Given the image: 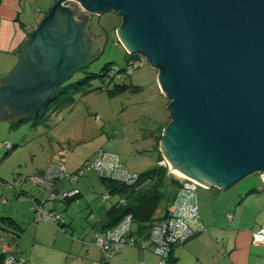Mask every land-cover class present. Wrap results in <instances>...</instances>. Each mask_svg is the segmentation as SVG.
<instances>
[{"label": "rangeland", "instance_id": "obj_1", "mask_svg": "<svg viewBox=\"0 0 264 264\" xmlns=\"http://www.w3.org/2000/svg\"><path fill=\"white\" fill-rule=\"evenodd\" d=\"M57 1L28 0L34 4L35 11L40 6L49 9ZM22 2L30 5L26 0ZM6 3L0 0L1 6ZM90 19V35L101 43L99 55L58 86L52 95L54 99L38 113L32 112L14 120H0V143L14 146L13 149L0 147V255L8 253V258L15 259L13 264H101L104 257L94 243V220L91 216L99 215V212L104 214L120 197L115 194L107 199L108 189L93 171L85 172L79 181H67L65 189L56 191L54 200L51 192L32 179L52 164L61 165L67 174H72L102 154L117 156L131 176L142 175L157 166L160 158L158 142L163 138L164 129L172 123L171 100L159 87L158 71L144 56L127 54L117 35L121 17L107 12L90 15ZM3 58L5 55L1 52L0 59ZM8 65V69L2 70L3 74L11 71L12 63ZM129 66L133 73L127 76L125 70ZM107 68L110 75H103ZM82 81L86 84H79ZM122 85L126 86L125 90L110 94ZM134 87H139V90L133 91ZM164 161L167 163L165 158ZM178 178L169 171L164 176L159 188L163 200L155 212L156 222L165 213L166 200L182 189L181 184L175 182ZM145 186L140 191L145 192ZM261 187L264 189L259 173H254L228 189L199 188L196 197H192V191H184L178 200L182 203L185 198L192 197L191 201L197 202L205 217L216 221L218 227L229 224L230 215L241 217L244 205L250 204L242 225L261 227L259 223L264 220V212L256 214V209L253 210L256 198L251 197L257 193L245 199L247 192L254 188L261 190ZM72 190L78 191L83 198L80 205L67 207L62 202L63 193ZM35 199L46 202V209H52L70 226L59 232L58 226L50 221L34 224ZM256 200L262 205L264 196ZM219 232L209 226L202 228L198 235L205 236L198 251L200 263L195 255L185 253L183 245L176 249L177 263L228 264L226 252L230 249L226 251L227 242ZM228 236L233 238L230 233ZM195 239L193 237L189 241ZM143 245L149 248L150 242L143 241ZM218 245L222 248L220 251ZM258 253L264 257V251ZM158 263L159 257L149 249L144 251L126 246L109 264Z\"/></svg>", "mask_w": 264, "mask_h": 264}, {"label": "water", "instance_id": "obj_2", "mask_svg": "<svg viewBox=\"0 0 264 264\" xmlns=\"http://www.w3.org/2000/svg\"><path fill=\"white\" fill-rule=\"evenodd\" d=\"M68 2L121 16L128 54L159 72L171 100L160 141L168 163L210 185L203 189L254 173L264 182V0H58L0 87V120L38 111L97 57L88 16Z\"/></svg>", "mask_w": 264, "mask_h": 264}, {"label": "built area", "instance_id": "obj_3", "mask_svg": "<svg viewBox=\"0 0 264 264\" xmlns=\"http://www.w3.org/2000/svg\"><path fill=\"white\" fill-rule=\"evenodd\" d=\"M127 76L132 75L133 69L129 66L125 71ZM0 147L11 149L10 144L0 143ZM169 167V174L172 173L170 165L166 161L161 162V165ZM95 172L100 178L110 179L125 186L135 185L138 181V175L131 176L122 166L120 159L112 155L111 157H98L95 161L87 162L84 168L78 169L72 174H67L65 168L58 164H52L44 175L35 176L34 180L38 185L42 186L52 194V200L55 199L56 185L55 181L60 180L76 182L84 177L85 172ZM173 174V173H172ZM263 179V174H261ZM182 189L177 193L172 205L173 212L168 213L167 217L158 222L150 233V246L155 254L160 257L159 264H168V251L178 245L185 244L188 240L194 237L195 230L191 225V221L199 218V205L191 201L192 197H196L197 189L201 188L198 183L190 179L178 178ZM192 191V197L185 198L182 203L179 202L178 196L184 191ZM79 195V192L72 190L63 193V201L74 199ZM107 199H111V195L107 194ZM121 205L126 204V199L122 198L119 202ZM94 219V215L91 216ZM231 220L233 217L230 215ZM42 221H50L58 226L59 232H64L65 222L59 214L48 211L42 204H35L34 224H39ZM133 218L131 215L126 216L117 226L108 227L106 230H95L94 237L96 245L102 250L106 260H110L116 253H119L126 246H135L146 251L148 248L138 241L137 237L131 236L133 232ZM253 242L256 244H264V226L259 231L253 234ZM15 259L9 257L5 260V264H13Z\"/></svg>", "mask_w": 264, "mask_h": 264}, {"label": "crops", "instance_id": "obj_4", "mask_svg": "<svg viewBox=\"0 0 264 264\" xmlns=\"http://www.w3.org/2000/svg\"><path fill=\"white\" fill-rule=\"evenodd\" d=\"M3 1H7V3L2 6L0 4V38H1L0 49L2 48L0 50V53L2 52L5 55V58L0 59V87L2 86L4 79L10 76L17 69L21 51L24 49V46L26 45L28 40L31 38L32 34L39 28L44 18L50 13L51 7H53L51 5L49 9H45L46 7L40 6L39 10L35 11L34 4L29 3L28 0H26V4H30L29 6H26L25 4H23L22 2L23 0H3ZM70 4L77 5L80 11L84 12V14L88 16V25L86 27V31L88 32L90 40H92L93 42H98L100 44V47H99V53H100L101 43L100 41L94 40L91 37L90 30H89L90 20H91L90 15H94V14L87 12L82 7V5L78 2H68L66 3V6H68L69 8H72ZM122 24H123V19L121 17V25L118 27L116 31L119 38H120L119 29L121 28ZM94 59L90 60L87 65H89ZM11 63H12V68L10 69L11 71L3 74L2 70L5 67H7L8 69V66H9L8 64H11ZM77 71H80V70H77ZM158 79H159V72H158ZM158 84H159V80H158ZM159 87H160V84H159ZM26 114H29V113L22 114L18 117L24 116ZM18 117H15V119ZM12 119L14 120V118ZM259 176H260L262 184H264L263 179L261 177V173H259ZM66 182L67 181H63L62 183H60L56 191L65 189ZM254 189H258V188H254ZM260 189L262 190L260 193L254 194L251 197L259 199L260 197L264 196L263 187H261ZM81 198H83L82 194H80L75 200L64 202V204L67 207H72V205H75V204L80 205ZM247 198L248 197H245V199ZM256 199L253 200L255 201L254 205H256L253 208V210L255 211L256 209L257 211L256 214L259 215L260 213L264 212V207H263L264 202L261 205L258 202L259 200H256ZM35 202L42 204L46 208V204H45L46 202H42L40 199H35ZM194 203H197V202H194ZM109 208H107V210L102 215H100L101 212H99V215H96L97 213L94 215V219H92L94 220L93 221L94 223L92 224V234L94 233L96 229L99 228V226H101L102 224L106 222H109L107 220V215H106ZM249 208H250V204H247L246 206L244 205L243 214L241 215V217H236V218L233 217V219L231 220L228 218L230 222L229 224H227L224 227H218L216 221H210L205 217V214L203 213L204 211H202L199 206L198 220L191 221L192 227L198 232V234L194 237V239L199 235L202 228H205L206 226L212 227V229L216 230V232L221 231L219 233L223 235V239L226 240L227 242L226 251L230 249V251L226 252L228 261H229L228 264H264V261H262L264 257L260 253H258V251H264V246H261L260 244H256L253 242V234L256 233L262 226H264V220H262L261 223H259V224H262L261 227H257L256 225L252 227L243 226L242 223L244 221V216ZM100 209L101 208H99L98 211ZM49 211H53V210L51 209ZM256 219L258 220L259 218L256 217ZM232 220L234 222H232ZM226 223L228 222L226 221ZM66 225L70 226V223L67 222ZM229 233L233 235L232 239H230V237L228 236ZM226 236H228L229 238H227ZM204 237L205 236L200 235L195 240L189 241L183 244V247L185 248V253H188L191 256L195 255V258H197V261L199 263H200L201 257L198 251L201 248V245L203 244ZM215 238L217 239L218 237L216 236ZM94 243H95V240H94ZM178 247H182V245L176 246L174 248L173 252H174L175 257L178 256V253L176 251ZM220 249L222 248L220 245H218V250L220 251ZM87 253L90 254L89 250ZM5 254L8 255V253H5ZM103 263H104V259L101 260V264Z\"/></svg>", "mask_w": 264, "mask_h": 264}, {"label": "trees", "instance_id": "obj_5", "mask_svg": "<svg viewBox=\"0 0 264 264\" xmlns=\"http://www.w3.org/2000/svg\"><path fill=\"white\" fill-rule=\"evenodd\" d=\"M134 55L135 54L130 55V56L133 57ZM109 71L110 70L108 68L105 69L104 72H103V75H105L106 73L110 75ZM115 74H116V72L114 73V75ZM88 78L89 77H87V79ZM81 83L86 84V81H82L79 84H81ZM125 89H126L125 85L117 86V88L114 89L112 92H110V94L113 95V94H116V92H121V91H123ZM132 90L133 91H138L139 87H134V88H132ZM53 99L54 98L52 97L42 107V109H44V107H46V105H48V103L51 100H53ZM38 111H36V112L38 113ZM23 120L24 119H22L21 121H23ZM160 141L158 142L159 146L157 145V149H158V152H159V155H160V158H159L157 166L155 168L149 170L148 172L142 174V175H138V181H137V183L135 185L125 186L124 184H121L119 182H116V181H113V180H110V179H106V178H101L103 183L106 185V187L108 189V193L111 196L116 194V195H118L120 197V199H122V198L126 199V204L125 205H121L119 203L120 202V199H119L116 203L111 205V207L108 209L106 215H107V220L109 222H111L110 227L117 226L126 216L131 215L132 218H133V223H134L133 224V232H132L131 236L137 237L138 241H140L142 243H143V241H150V233H151L152 229L154 228V226L158 222H160L162 219L167 217L168 213L173 212V210H174V207H173L172 203H173L174 199L176 198V196H173V197H171V198L166 200L165 213L162 215V217L160 218L159 221H157V222L155 221L156 209H157L158 205L161 203V201L163 200V197L161 195V192H160L159 188L161 187V185H162V183L164 181V176L167 175L168 171H169L168 170L169 168L167 166L161 165V162L164 161V158H163V155H162V153L160 151ZM13 148H14V146L11 147V149H13ZM46 171L47 170L42 171L37 176L44 175ZM55 182H56L55 185H56V189H57L58 186L60 185V183H62V182L59 179L56 180ZM175 182H176L177 185H180L179 180L178 181L175 180ZM144 185H146L145 186L146 187V189H145L146 191L145 192L140 191V189L143 188ZM149 188H151V191H152L151 194L149 193V190H148ZM261 191L262 190H259V189H252V190H250L247 193L246 196H248L250 194H254V193H260ZM79 195H80V193H79ZM76 198L70 199V200L69 199L68 200H64L63 202L75 200ZM36 203H38V202H36ZM61 226L63 228H66L67 225H66V223H64ZM106 229L107 228H104V226L102 224L96 230H106ZM197 234H198V232L195 230L194 237ZM178 246H181V245H178ZM175 247L176 246L172 247L168 251V258H167L168 264H177V262H178V258L175 257L174 252H173ZM148 249L150 251L154 252L153 248H148ZM116 254H118V253H116ZM103 257H104V254H103ZM7 258L8 257L6 256L5 253L0 255V264H5V260ZM110 260L108 261L104 257V263L103 264H109ZM160 260L161 259L159 257V262H160Z\"/></svg>", "mask_w": 264, "mask_h": 264}, {"label": "bare ground", "instance_id": "obj_6", "mask_svg": "<svg viewBox=\"0 0 264 264\" xmlns=\"http://www.w3.org/2000/svg\"><path fill=\"white\" fill-rule=\"evenodd\" d=\"M169 165H170V169H171L172 173L175 174V175H177L178 177H180V178H184V179H190V180H193V181H195L196 183H198V184H200V185H202V186H205V187L210 186V185H208V184H206V183H204V182H202V181H200V180H198V179H196V178H194V177H190V176H188L187 174L182 173L180 170H178V169H176L175 167H173V164H172L171 162H169Z\"/></svg>", "mask_w": 264, "mask_h": 264}]
</instances>
